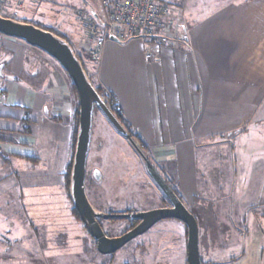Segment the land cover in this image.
<instances>
[{
  "label": "rangeland",
  "instance_id": "obj_1",
  "mask_svg": "<svg viewBox=\"0 0 264 264\" xmlns=\"http://www.w3.org/2000/svg\"><path fill=\"white\" fill-rule=\"evenodd\" d=\"M163 1L177 25L169 34H175L180 22L172 16L194 24L240 0ZM96 8V0H27L16 13L41 27L66 25L72 31L75 10ZM73 49L78 52L75 45ZM79 54L95 83L87 56L94 61L86 51ZM256 120L262 124L259 128L253 123L241 136L235 138L234 132V139L196 152V205L188 210L198 223L202 264H264V105ZM130 139L134 144L94 108L85 191L99 212L138 213L169 206L146 172L141 156L145 145ZM59 140V146L52 142L45 152H36L29 158L33 162L3 154L0 143V264H186V228L174 219L157 222L113 255L99 254L78 215L72 214L69 179L68 185L64 180L75 141L64 152ZM100 223L107 237L120 236L130 227L127 219Z\"/></svg>",
  "mask_w": 264,
  "mask_h": 264
},
{
  "label": "crops",
  "instance_id": "obj_2",
  "mask_svg": "<svg viewBox=\"0 0 264 264\" xmlns=\"http://www.w3.org/2000/svg\"><path fill=\"white\" fill-rule=\"evenodd\" d=\"M172 18L178 33L152 44L156 58L146 60L138 40H104L96 63L86 56L95 85L113 96L124 125L145 145L143 155L188 209L196 205L199 148L262 125L256 115L264 105V0H240L194 24ZM75 25L57 30L83 55ZM0 84L7 95L0 104L3 154L29 160L52 142L59 146L58 139L64 152L70 149L77 93L52 58L0 34Z\"/></svg>",
  "mask_w": 264,
  "mask_h": 264
},
{
  "label": "water",
  "instance_id": "obj_3",
  "mask_svg": "<svg viewBox=\"0 0 264 264\" xmlns=\"http://www.w3.org/2000/svg\"><path fill=\"white\" fill-rule=\"evenodd\" d=\"M0 34L19 39L44 52L67 74L76 90L79 109L73 158L69 172V197L84 229L95 241L97 252L101 255H111L132 239L147 232L157 222L164 219H174L181 222L186 228V264H202L199 252V227L195 217L184 206L152 163L142 154L147 174L167 199L169 206L138 213L105 214L95 210L88 201L85 191V176L94 108L101 112L118 134L127 138L132 144L134 143L124 126L93 87L81 60L70 44L55 33L33 23L19 21L1 14ZM111 39L115 40L114 38ZM93 178L99 181L101 178L99 172L94 171ZM129 218L140 222L131 230L117 237H107L98 222V220Z\"/></svg>",
  "mask_w": 264,
  "mask_h": 264
},
{
  "label": "built area",
  "instance_id": "obj_4",
  "mask_svg": "<svg viewBox=\"0 0 264 264\" xmlns=\"http://www.w3.org/2000/svg\"><path fill=\"white\" fill-rule=\"evenodd\" d=\"M27 0H0V14L15 19L16 10ZM30 1V0H29ZM96 10L77 9L74 19L81 35L82 49L94 62L101 55L102 42L112 40L126 42L138 40L142 43L144 58H156L152 44H164L169 40V32L176 28L171 19L169 5L163 0H96ZM7 6H11V11ZM7 99L6 90L0 84V104ZM107 107L117 110L116 102L106 93L103 98Z\"/></svg>",
  "mask_w": 264,
  "mask_h": 264
},
{
  "label": "trees",
  "instance_id": "obj_5",
  "mask_svg": "<svg viewBox=\"0 0 264 264\" xmlns=\"http://www.w3.org/2000/svg\"><path fill=\"white\" fill-rule=\"evenodd\" d=\"M36 26H39L38 24H35ZM39 27H41V26H39ZM41 28H43V29H46V30H48V31H51V32H53V33H55L56 35H58L59 37H61V38H63V39H65V37H64V35L60 32V31H58L57 29H53V28H45V27H41ZM66 40V39H65ZM67 41V40H66ZM68 42V41H67ZM69 44H70V46H72L71 45V43L70 42H68ZM75 54L77 55V57L81 60V63H82V65H83V68H84V70L86 71V73H87V70L85 69V65H84V62L82 61V58H81V56H79V54H77L76 52H75ZM88 74V73H87ZM88 76H89V74H88ZM92 85H93V87L95 88V90L97 91V93L102 97V98H104L105 96H106V92H104L100 87H97L96 85H95V83H92ZM73 89L75 90V88H74V86H73ZM76 91V90H75ZM114 113V115H115V117L119 120V122L124 126V128L127 130V132L129 133V135H130V137H132L134 140H135V137H134V135L133 134H131V132H129L128 131V129L126 128V126L124 125V123H123V121H122V117H121V114L118 112V109L116 110V111H114L113 112ZM77 116H78V107H77ZM78 124V123H77ZM75 133H76V129H75ZM73 140L75 141V135H74V138H73ZM73 145V144H72ZM31 162H33V161H35V160H33V159H29ZM69 165H70V163H69ZM69 170H70V168H69V166H68V168H67V170H66V172H65V176H64V180H65V183H66V180L68 181V179H69ZM66 185H68V183H66ZM173 190V189H172ZM174 191V193L178 196V198H179V194L175 191V190H173ZM72 210V214H75V216H77V213H76V211L74 210V208L73 209H71Z\"/></svg>",
  "mask_w": 264,
  "mask_h": 264
},
{
  "label": "flooded vegetation",
  "instance_id": "obj_6",
  "mask_svg": "<svg viewBox=\"0 0 264 264\" xmlns=\"http://www.w3.org/2000/svg\"><path fill=\"white\" fill-rule=\"evenodd\" d=\"M92 173L94 174V172H92ZM93 174H92V175H93ZM127 220H130V227H129L128 229H126L125 231H123L122 234H124V233H126L127 231L131 230L132 228H134V227L140 222L139 220H134V219H130V218L127 219ZM100 221H101V220H98L99 223H100ZM100 226H101V223H100ZM101 228H102V226H101ZM102 230H103V229H102ZM104 234H105V233H104ZM122 234H121V235H122ZM105 235H106V234H105ZM106 236H107V235H106ZM134 239H135V238H134ZM132 240H133V239H132ZM132 240H131V241H132ZM94 242H95V241H94ZM129 242H130V241H129ZM125 245H126V244H125ZM125 245H124V246H125ZM124 246H123V247H124ZM95 247H96V243H95ZM121 248H122V247H121ZM121 248H120V249H121ZM120 249H119V250H120ZM115 253H116V252H115ZM115 253H113V254H115ZM113 254H111V255H113Z\"/></svg>",
  "mask_w": 264,
  "mask_h": 264
}]
</instances>
